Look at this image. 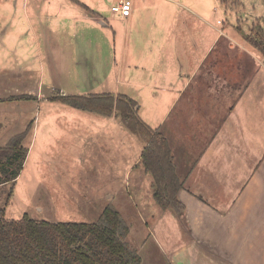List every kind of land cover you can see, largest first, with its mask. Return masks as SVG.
Masks as SVG:
<instances>
[{
    "label": "rangeland",
    "instance_id": "374dc122",
    "mask_svg": "<svg viewBox=\"0 0 264 264\" xmlns=\"http://www.w3.org/2000/svg\"><path fill=\"white\" fill-rule=\"evenodd\" d=\"M14 1L18 4L15 5ZM85 1L91 8H97L100 18L71 24L67 21L69 12L61 10L70 7V17L73 15L71 9L80 10L78 3L71 0H0V146L32 124L25 139L28 152L19 176L14 182L0 185V209H4V216L8 219H19L27 214L34 219L49 221L92 222L97 220L107 204H112L128 221L130 231L126 240L138 250L143 264H229L227 258L213 252V243L194 240L192 235L201 232L193 233L192 225L185 222L181 214L163 211L153 201L151 177L145 175L139 163L144 145L140 136L130 133L118 118L83 111L51 99L64 93L127 94L137 101L138 113L147 121L150 119L155 127L174 91L166 90L165 80L159 82L162 85H157L164 89L161 94L165 90L168 92L165 100L160 103V95H149V56L154 67L164 60V65H170L176 75L175 62L183 49L189 50L206 36V26L192 16V10L205 15L203 1L209 3L206 8L208 26L236 25L239 27L238 36L243 41L242 31L250 34V28L255 27L253 35H257L260 27L264 29V1L179 0L188 7L178 9L165 0H152L147 11L155 16L157 28L149 29V23L154 19L143 17L142 11L139 19L141 34L136 32V29L139 31L138 24L124 26L118 19L112 20V15L116 14L111 11V6L118 0ZM23 4H27L28 19L33 21L35 28H28L25 35L20 32L6 34L8 28L5 29V23L13 20L16 24L12 31H20L18 24L26 14L21 9ZM177 10L181 11L178 18L167 19L166 14ZM75 15L78 16L77 12ZM217 19L223 24L217 25ZM40 20L47 22L48 30ZM131 30L129 48L133 54L129 57V66L124 65L125 50H120L119 45L125 43L123 33L129 34ZM210 30L216 36V32ZM259 33L262 37L261 31ZM228 43L229 40L223 37L216 54L225 58V65L233 56L225 47ZM139 47L141 55L138 56L136 51ZM257 52L262 59L263 52ZM144 55H148L147 58ZM232 67L224 68L223 73L234 75L235 70L238 72ZM107 74L111 75L108 79L105 78ZM159 75L167 77L166 67ZM121 76L127 78L126 83L116 82ZM138 76L146 79L144 88L133 84ZM180 85L175 84V88ZM169 117L170 114L166 118ZM232 141L239 148L241 142L244 143L240 135ZM203 142H195L197 148H192L194 159L202 153ZM248 150L245 147L246 152L240 150L238 155L237 172H234V176L239 178L238 185L246 177L245 167H255L257 155H252L256 151L251 153ZM230 151L235 154L234 150ZM223 167L229 171L234 166L223 163ZM209 168V172L215 171L213 166ZM194 175L198 183L204 184L199 180V173ZM220 175L221 182L214 176L210 177L211 184L212 180L215 184L209 187L208 192L211 198L219 201L218 206H223L229 199L226 189L229 192L233 190L224 183L234 185L235 178L227 182L228 173L220 172ZM184 245H191L196 253L197 250L200 254L206 252L207 256L196 258L194 254L195 257L183 259L180 255L173 261V251Z\"/></svg>",
    "mask_w": 264,
    "mask_h": 264
},
{
    "label": "crops",
    "instance_id": "0c3cea01",
    "mask_svg": "<svg viewBox=\"0 0 264 264\" xmlns=\"http://www.w3.org/2000/svg\"><path fill=\"white\" fill-rule=\"evenodd\" d=\"M129 1L131 2L130 14L127 17L112 15V20L118 19L124 23V26L138 24L139 31L136 29V32L141 34L142 28L139 19L142 16V11H144L143 17L154 19L152 23H149V29L155 27L156 30L155 16L151 11H147L152 0ZM165 1L174 4L178 9L188 7L179 0ZM71 2L78 3L80 10L71 9L73 15L70 17V7L67 6L61 9L66 10L67 13L69 12L67 17L69 23L75 24L79 20L95 21L100 18L99 13L96 11L97 8H91L85 0H71ZM203 3L202 8L205 15L193 10L191 14L206 26V36L201 38V42L193 44L189 50L183 49L182 58L178 56L175 62L176 75H174V69L170 65H164V60H160L158 65L154 67L152 57L149 56L152 60H150L148 66L150 75L149 84L147 85H150L149 95L153 97L157 94L160 95L161 103L168 96L167 89L174 91L171 95V101L167 99L169 105H166L164 115L155 127L151 125L150 119L149 123L146 117L139 115L149 126L153 128L159 126L158 128L163 131L169 141L176 172L180 176L187 174L178 196L185 206V211L181 217L185 222L194 225L193 227L190 226L193 233L194 231L201 232L192 235L194 240L201 243H213L215 245L213 252L218 253L222 258H227L229 264H264V60L249 43L240 40L238 36L240 34L239 27L236 25L225 26L217 19V25L221 24L222 27H215L212 24L208 26L209 14H207L208 10L206 8L209 3L207 4L204 1ZM14 4L17 5L18 3L14 1ZM21 9L26 14L25 17H21L22 20L18 24L20 31H12V27L16 24V21L13 20L10 23H5V29L8 28L6 34L20 32V34L25 35L28 28H35L33 21L28 19L27 4H23ZM76 12L78 16L75 15ZM180 14L181 11L177 10L175 13L166 14L165 16L169 20H174ZM40 23L47 30L49 29L46 26L47 22L40 20ZM146 25L148 24L146 23ZM173 25H171V28ZM66 26L68 27V24ZM210 28L216 32V36L213 35ZM132 32L131 30L129 34L123 33L125 37L122 35L124 37V40L123 38L122 40L125 43L118 44L120 50H125L124 65L128 64L129 66V57L133 54V51L129 48L131 47L129 37L132 36ZM134 36L138 38V35ZM223 37L229 40L228 45L225 47L230 49V55H233L228 65H225V58L216 56ZM140 51L141 48L139 47L136 51L139 52L137 53L138 56L141 55ZM243 55L246 57H243ZM147 56L144 55V58H147ZM140 58L142 59L143 56ZM228 66H234L232 68L238 69V72L235 70L234 75H229L228 72L223 73L224 68L227 70ZM165 67L167 77L159 75ZM240 70L243 72H240ZM153 75L155 76L152 79ZM106 76L107 79L111 77L108 74ZM126 79L121 76L119 79L117 78L116 82L124 84ZM165 80L167 81L165 90L167 94H161L160 92H163L164 89L157 85H162L160 83L165 82ZM145 81L146 79L138 76L137 79H134L133 84L137 83L138 88H144L143 83ZM174 83H180L181 85L175 88ZM64 95L67 94L64 93ZM169 114L170 117L166 118ZM239 135L244 140L243 144L241 142V149L238 145L233 144L236 142L232 141L233 138L237 140ZM198 140L204 141L203 149L202 153L194 159L195 155L192 148H197L195 142ZM245 147L250 149L248 151L251 153L256 151L252 155L253 157L257 155L256 164H253L255 165L254 168L249 167V165H247V168L245 167L246 177L245 175L242 176V179L245 177L243 182L241 180L242 185L241 183L238 185L237 179L239 180V178L236 175L234 176V172H237L236 165L239 161L240 150L245 151ZM172 148H174V151ZM230 149L234 150L235 154ZM223 163L233 164V170L224 169ZM220 164H222L221 168ZM210 166H213L215 171L209 172ZM201 168H205V171L209 173L200 174L205 172L201 171ZM220 172L228 173L227 182L230 181L229 179L235 178L233 180L234 185L224 183L233 190L229 192V189H226L229 199L225 201L228 203L223 206H218L219 201L211 198L208 192L209 187L215 184L214 180L211 184L210 177L214 176L217 180L220 179L221 182ZM195 173H199V180H203L205 185L197 182V176L194 179ZM147 174L149 173L145 172L146 176ZM206 183H209V186ZM134 184L136 186V181H134ZM141 184L143 185V182ZM196 196H199V198ZM166 211L168 212V210ZM209 224L213 225L209 226ZM192 248L191 245H184L180 249H175L172 254L173 261L180 255L183 259L195 257L194 254L197 255L196 258L207 256L206 252L200 254L197 250L196 253Z\"/></svg>",
    "mask_w": 264,
    "mask_h": 264
},
{
    "label": "trees",
    "instance_id": "16d2710c",
    "mask_svg": "<svg viewBox=\"0 0 264 264\" xmlns=\"http://www.w3.org/2000/svg\"><path fill=\"white\" fill-rule=\"evenodd\" d=\"M250 29V34L242 32L244 40L264 53V29L259 30L262 37L259 31L253 35L255 27ZM52 100L118 118L130 133L140 136L144 140L140 165L151 176L153 201L163 211L182 216L185 206L178 193L187 174L176 172L167 137L140 117L136 100L112 92L59 95ZM31 127L28 124L0 146V185L14 182L19 176L27 157L25 139ZM129 231L128 221L112 204H107L92 222L49 221L27 214L8 219L0 209V264H143L138 250L126 240Z\"/></svg>",
    "mask_w": 264,
    "mask_h": 264
},
{
    "label": "built area",
    "instance_id": "2783aa9c",
    "mask_svg": "<svg viewBox=\"0 0 264 264\" xmlns=\"http://www.w3.org/2000/svg\"><path fill=\"white\" fill-rule=\"evenodd\" d=\"M111 11L120 17H127L131 11V2L129 0H120L117 4L111 6ZM262 55V60H264V53Z\"/></svg>",
    "mask_w": 264,
    "mask_h": 264
}]
</instances>
